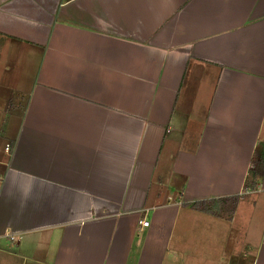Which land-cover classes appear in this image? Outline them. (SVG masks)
<instances>
[{"label":"crops","instance_id":"crops-1","mask_svg":"<svg viewBox=\"0 0 264 264\" xmlns=\"http://www.w3.org/2000/svg\"><path fill=\"white\" fill-rule=\"evenodd\" d=\"M263 140L264 0H0V264H264Z\"/></svg>","mask_w":264,"mask_h":264},{"label":"rangeland","instance_id":"rangeland-1","mask_svg":"<svg viewBox=\"0 0 264 264\" xmlns=\"http://www.w3.org/2000/svg\"><path fill=\"white\" fill-rule=\"evenodd\" d=\"M250 193H252L251 189L247 188L246 190L241 191L238 195H230L218 202H212L211 205H213L211 206L210 211L216 215H222L229 218L235 209L238 199L241 196ZM196 214L200 217H197L194 220L193 218H188L187 222H189L190 225H188V228L183 234L184 239L182 240V245L187 255H184L183 261L189 259L188 255L191 249L196 248L199 254L198 257L202 258L200 260L201 262L206 258V264H217L215 256L220 252L219 244L223 241L225 234L227 233L228 223L225 219H220L218 217H212L200 213ZM215 220H217V223ZM205 222L207 224L206 228L204 227ZM195 240L198 242H195ZM187 262H189V260H187Z\"/></svg>","mask_w":264,"mask_h":264},{"label":"trees","instance_id":"trees-1","mask_svg":"<svg viewBox=\"0 0 264 264\" xmlns=\"http://www.w3.org/2000/svg\"><path fill=\"white\" fill-rule=\"evenodd\" d=\"M264 173V140L262 142V148L260 150V153L255 160V163L253 166L249 167L247 169V172L245 174V178L243 181V188H255L257 184V180L263 175ZM226 198V197H218V198H208V199H201L196 200L191 203V205L197 209L200 210H211V203L212 202H218L219 200Z\"/></svg>","mask_w":264,"mask_h":264},{"label":"built area","instance_id":"built-area-1","mask_svg":"<svg viewBox=\"0 0 264 264\" xmlns=\"http://www.w3.org/2000/svg\"><path fill=\"white\" fill-rule=\"evenodd\" d=\"M8 148V145L7 144H5L4 145V149H7ZM247 189V188H246ZM246 189H244V190H246ZM139 222L141 223V224H143V225H146L147 224V220H139Z\"/></svg>","mask_w":264,"mask_h":264}]
</instances>
